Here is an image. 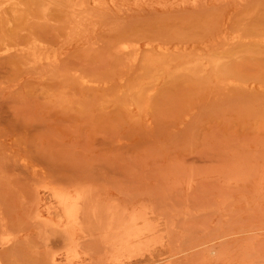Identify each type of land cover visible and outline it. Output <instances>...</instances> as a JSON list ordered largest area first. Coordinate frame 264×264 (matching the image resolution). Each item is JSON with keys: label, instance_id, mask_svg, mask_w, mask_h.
<instances>
[{"label": "rangeland", "instance_id": "rangeland-1", "mask_svg": "<svg viewBox=\"0 0 264 264\" xmlns=\"http://www.w3.org/2000/svg\"><path fill=\"white\" fill-rule=\"evenodd\" d=\"M0 264H264V0H0Z\"/></svg>", "mask_w": 264, "mask_h": 264}, {"label": "bare ground", "instance_id": "bare-ground-1", "mask_svg": "<svg viewBox=\"0 0 264 264\" xmlns=\"http://www.w3.org/2000/svg\"><path fill=\"white\" fill-rule=\"evenodd\" d=\"M35 29V28H34ZM43 35V34H42ZM181 36V35H180ZM146 45V44H145ZM124 49V48H123ZM116 51V50H115ZM185 51V50H184ZM118 52V51H117ZM17 58H18V56H17ZM135 58V57H134ZM158 61V60H157ZM156 63V62H155ZM150 64V63H149ZM199 83V82H198ZM200 87V86H199ZM81 213V212H80Z\"/></svg>", "mask_w": 264, "mask_h": 264}]
</instances>
